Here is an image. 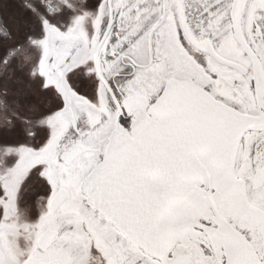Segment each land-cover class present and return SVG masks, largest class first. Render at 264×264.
I'll use <instances>...</instances> for the list:
<instances>
[{
	"label": "snow or ice",
	"instance_id": "obj_1",
	"mask_svg": "<svg viewBox=\"0 0 264 264\" xmlns=\"http://www.w3.org/2000/svg\"><path fill=\"white\" fill-rule=\"evenodd\" d=\"M0 264H264V0H0Z\"/></svg>",
	"mask_w": 264,
	"mask_h": 264
}]
</instances>
